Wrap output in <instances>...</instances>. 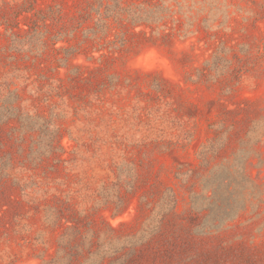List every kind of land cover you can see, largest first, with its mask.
Wrapping results in <instances>:
<instances>
[{"label": "rangeland", "instance_id": "rangeland-1", "mask_svg": "<svg viewBox=\"0 0 264 264\" xmlns=\"http://www.w3.org/2000/svg\"><path fill=\"white\" fill-rule=\"evenodd\" d=\"M176 4L172 42L97 63L89 80L0 53V264H43L68 218L104 238L165 184L234 216L224 242L264 264V0Z\"/></svg>", "mask_w": 264, "mask_h": 264}, {"label": "trees", "instance_id": "trees-1", "mask_svg": "<svg viewBox=\"0 0 264 264\" xmlns=\"http://www.w3.org/2000/svg\"><path fill=\"white\" fill-rule=\"evenodd\" d=\"M172 1L0 0V53L44 77L45 71L60 74L65 68L69 78L89 80L86 71L104 69L97 63L122 60L151 43L172 42L176 32L168 16L179 6ZM81 56L92 63L79 62ZM137 185H129L131 192ZM157 189L160 200H140L139 214L130 223L116 228L107 221L109 241L93 228L86 236L81 219L68 218L71 232L43 264H249L223 240L234 216L210 217L211 207L182 204L174 186ZM124 201L116 204L113 216ZM111 203L96 209H111ZM125 228L133 230L124 234Z\"/></svg>", "mask_w": 264, "mask_h": 264}]
</instances>
